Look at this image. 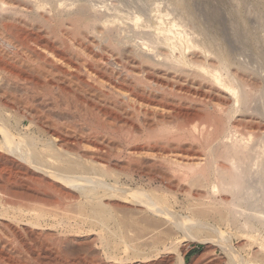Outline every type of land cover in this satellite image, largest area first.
Segmentation results:
<instances>
[{
	"label": "bare ground",
	"instance_id": "6f19581e",
	"mask_svg": "<svg viewBox=\"0 0 264 264\" xmlns=\"http://www.w3.org/2000/svg\"><path fill=\"white\" fill-rule=\"evenodd\" d=\"M10 1L0 0V16L29 26L58 21L65 30L45 47L31 35L25 37L33 45L21 44L19 52L9 55L13 41L6 53L0 47V224L26 223L37 236L50 225L67 235L97 230L106 258L120 246L132 250L127 261L174 252L183 264L178 246L186 242L219 247L226 264H253L230 238L233 230L248 238L264 232V78L232 59L212 33L198 30L199 22L180 23L191 8L183 21L176 7L165 12L168 20L172 12L181 20L165 25L162 18L152 24L146 5L134 15L122 12V4L62 0L56 10L66 16L59 10L50 17L51 0ZM186 85L197 92L180 87ZM181 106L194 113L187 118ZM136 178H147L148 190ZM116 199L165 216L164 223L135 221L131 214L109 233L120 242L104 241ZM145 231L155 233L150 245L136 242ZM130 233L134 237L127 238ZM45 239L42 249L61 257ZM56 260L29 263L71 264Z\"/></svg>",
	"mask_w": 264,
	"mask_h": 264
},
{
	"label": "rangeland",
	"instance_id": "374dc122",
	"mask_svg": "<svg viewBox=\"0 0 264 264\" xmlns=\"http://www.w3.org/2000/svg\"><path fill=\"white\" fill-rule=\"evenodd\" d=\"M11 1H13V2H11ZM11 1H10L11 3H16V0H11ZM61 1L62 0H54V1L51 0L50 1L51 2L50 4L52 6H50V4L48 3L49 6H47V7H51L50 8L51 11L48 13L47 16H50V17L55 16L56 14H54V13L55 12L57 13V11L61 10V9L56 10L58 8V7L56 8V5H58L59 2L62 3ZM92 1L94 2V4L96 3V5L99 6V7H103V6L106 7L108 5L110 7V5L112 6L114 4L115 5L118 4L117 6L120 7V5L122 4L121 5L122 7H120L123 10L122 12L133 13L134 15H135V13L137 14V13L143 11L144 9H146L144 7V5H146L150 9L149 10V16L152 19V24H155L157 22H160V19L161 18H162V20L165 21V23H164V21H162L165 25H167L168 23H170V21H173V19L176 22H180L181 20L179 21V20L176 19L178 17V15H179L178 18L179 19L182 18V21H183L184 18L188 17L187 15L191 11V13H189L190 16L194 15L195 18L193 16H192V18L189 16L190 19L188 17L183 22H180V23L186 22L187 25L192 24L191 25V27H192L195 23L197 24L199 22L198 23V25H199L198 26V30H199V28L201 30L202 29L201 27H203V29H205L203 31H205V34L206 35H208V34L210 35V33H212V35H210V36H213L216 39L218 38L217 40H218V42H221L222 43V44L221 43L220 44H221V46L223 48H224V46H225V48L227 47L226 49L224 48V50H226L227 52L228 51L230 52V53L229 52L228 53H229V55L231 56L232 59H234L235 61H237L240 64H242L243 67L246 66L245 68L257 72L261 76V78H264V70H263V68H264V63H263L264 62V60H263L264 57L263 56L264 55L262 56V54L264 53V51H263L264 50V43H263L264 42V40H263L264 39V27H263L264 26V0H245V1L244 0H237V1L236 0L235 1L234 0H183L184 2L185 1L187 2V6L188 7H186V4H184L182 0H180V2H176L178 0H176V1L174 0L173 1L174 2L173 4H172V1H170V0H139V1L138 0H136V1L135 0H103V1L102 0H92ZM161 1H163V2L161 3ZM181 1H182L183 6H182V4H180ZM18 2L19 1L17 0V3ZM171 5L172 6L173 5H176V6H173V8H171ZM180 5L182 6V9H183V7L185 8V10H182L181 9L182 12L180 11V8L181 7L180 8H177ZM169 6H170V8H169ZM174 7H176V10L178 12L175 11ZM237 7H238V9H237ZM242 7H244V8H242ZM186 8H187L188 11L190 10V8H191V10L189 12H187V13L184 14L183 11L186 12L187 11ZM232 8H233V10H232ZM138 9H139V11H138ZM172 9H174V12L177 13L178 15H176L175 13L173 14V12H172V14L170 16V13H169V15H168L169 20H168L167 18H165V15L167 16L168 12L173 11ZM212 9H216V10H212ZM61 12L64 15V13L66 11L64 10V13H63V11L61 10ZM165 12H166V14H165ZM251 12L252 13L254 12V13L252 14ZM179 13L180 14L182 13L181 15H183V14L184 15L187 14V15L185 17L184 16L182 17ZM236 15L239 16V17L237 18ZM6 16L9 17L8 15H6ZM6 16H4V15H1L0 16L1 17L0 24L1 23H4L2 25H5L6 26L5 27V26H1L0 25V36H1L0 37V47H2V49L4 48L5 53L8 51L9 55L11 53L19 52L18 50H22V49H20V46L19 45H21V44H25L26 45V43H27L26 37L28 38V37H30V35H31L30 38L32 39V41L37 42L36 40H38L39 43L40 44L43 43L44 44V47H45L47 45L54 44V42H51V40H52L51 37H52L53 34L57 38L62 39L61 38L62 37L61 33L64 32V30H65V26L63 27V26H61L59 24H56L58 21H54V23L52 22L53 24H50V26H44L46 24H44L43 22H41L40 24L38 23L37 25L31 24V26H29L28 23H26V21H25L23 23L27 24V26H26L22 22L21 23L16 22L18 24L17 25L16 23H14V22H12L10 20L11 18H7ZM65 16H66V13H65ZM3 17H6L7 22H6V19L5 18L3 19ZM254 17H256V18H254ZM192 19H194L195 23H194V21L192 23ZM241 19H243V22H244V23H242L243 25H241V24L239 25V23H241V21H242ZM2 20L3 21L5 20L6 24H5V22H1ZM154 20L156 22H153ZM196 20H198V21L196 22ZM166 21H167V23H166ZM11 22L13 23L12 25H14V26L11 25ZM245 22L247 23V29H250L251 32L249 31V33H251V34L248 33V30L245 29V27L244 28L241 27V26H246V23ZM7 23H8L9 26L7 25ZM15 24H16V26H15ZM196 24H195V26H197ZM10 25L13 28L10 27ZM42 25L44 27H42ZM57 25H59V26H57ZM28 26L30 27V29H29ZM34 26H38V27H34ZM60 26H61V28H60ZM14 28H15V30H14ZM19 28H20V30H19ZM48 28L50 29V32L48 31L49 30ZM195 28H197V27H195ZM42 29H43V31H42ZM44 29H45V31H44ZM242 29H243V31H242ZM51 30H52V32H51ZM246 30H247L248 36H247L246 33H244V32H246ZM15 31L17 33H15ZM58 31H59V33H60L61 36L59 35ZM206 31H207V33H206ZM48 33H49V35H51L50 38H49V35H47ZM50 33H52V34H50ZM14 34L15 35L17 34L16 35L17 38H16V36ZM26 34H28V35H26ZM56 34H58V35H56ZM213 34H215V35H213ZM19 35H21V36H19ZM38 35H39V37H38ZM255 35H256L257 38H255ZM4 36H5V38H4ZM78 36H80V35L75 36V39H77L76 41L79 40L78 41L79 43L84 44L86 46H91V44L89 42H87L88 40L84 39L82 36L81 37H78ZM23 38H25V39H23ZM258 38L260 40H258ZM9 39H11V40H9ZM246 39H247V41H246ZM255 40L257 41V43L254 42ZM9 41L10 42L13 41L12 43H9L10 46H12V45L15 44L14 45L15 46L14 48H17L18 46H19V48H17L16 51H12V50H15L13 48V46H12V47H9L8 48L10 50H7L6 49L8 47L7 46V42H9ZM18 41H19V43H18ZM24 41H25V43H24ZM62 41L67 42L64 39ZM28 43H31L30 45H33L32 42H28ZM68 43L70 44L69 41L67 43H65V44L69 45ZM253 43H254V45H253ZM16 44H17V46H16ZM256 44H257V46H256ZM21 46H23V45H21ZM242 52H244V53H242ZM258 52L259 53L260 52L261 53L263 52V53L262 54L260 53L261 54L260 55ZM8 53H7V55H8ZM258 55H260V57L262 56L263 58L262 59L259 58ZM245 57L248 58V59H246ZM260 64L263 66L262 68H261V65ZM112 67H114V65ZM154 77H155V75H154ZM159 77L161 78V76H158V78L156 76L157 80L164 81L163 78L160 79ZM170 82H171V80H170ZM170 82H169V84H174V82L173 83H170ZM189 86L186 85V86H180V87H183V88L186 87L185 89H189L191 87V86L190 87ZM193 89H195V88L194 87H191L190 88L191 91H193ZM194 92H197V89H195ZM175 107L177 108L179 106L177 105ZM175 107H173V108H175ZM181 107H182L181 110H184L183 113L186 114L185 116L187 118H188L189 115H191V114L194 113V110H192V108H189L188 109V107H185V106H181ZM164 114H169V112L168 113L165 112ZM170 114H172V113H170ZM187 114H188V116H187ZM186 117H184V118L186 119ZM122 119H123V117H122ZM122 141H123V139H122ZM123 144L124 143L122 142V145ZM145 179L139 180V179L136 178V181L142 182L141 184L143 186H145L147 184L146 183L147 182V178H145ZM125 182H126V180L124 179V177H122V184L125 183ZM144 182H145V184H144ZM155 183L156 184H154V187L155 186H158V184H159L158 180L157 181L155 180ZM145 187H146V190H148L147 189V186H145ZM120 201L118 199L111 201L112 202L111 203L112 204L111 208L113 207V205L116 204L111 210H112V213H113V211H115V212L117 211L116 213H113L112 214L113 217H114L113 222H117V223L112 224L113 222L111 221L109 223V225L110 224L111 225L110 226L108 225V230L109 231H106L105 234L107 232L109 234L111 231H114L117 228V226H118V223H119L118 221H120V223L122 225V219L125 218L126 216L131 215V214L133 216L131 215L128 218L132 217V219L134 218L135 221L138 220V219H147V220L150 219V220L154 221L153 219H155V221H158L159 220V221H162L164 223L165 216H163V217L156 216V214L154 215V213H151L149 211L148 212H145L144 209L141 206H138V205L135 206V204L134 205L133 204L130 205V204H127L126 202H123V201L120 202ZM113 202H115V204H113ZM135 208H136V210H135ZM175 209L177 211H179V208L178 207H175ZM1 225H2V227H1ZM165 226H168V225L165 224ZM165 226H163L162 228H164ZM47 229H48L49 232L50 231L51 232H54L53 233L54 235H50L51 238H50V236H47V235H49V234L46 233V232H48V231H46ZM44 231H45L46 234L44 233ZM42 232L43 233H41V234H39L37 236V235H35L31 231V227L29 228V226H27L26 223H22V224L19 225V224L12 223V222L7 221V220L3 221V223L0 224V264H6V263L7 264H10V263L11 264H27V263L31 262L32 260L33 261H36V260L37 261H40L41 260V261H44L45 262L47 260H52L53 261V260H56V259L58 261H62V263H63V258H66L68 260V262L71 263V264H115V263L116 264H177V261H176L177 260L176 259V253H174V252H171L170 254H165V253L162 254L161 253L160 255H156L157 257L154 255L155 257L153 256L152 257L153 259L151 258V260H147V261L145 260V262H144V260L140 261V259H133V260H128L127 261L126 260L127 258H129V257L131 258L132 257V255H131L132 254V250L131 249H130L131 251L125 250L123 247H120V246H119V249L117 251L115 250L112 253V254H115V257L114 256H112L111 258L108 257L110 259V260H108V258H106L108 255H106V253H104V252H106L104 250V247H103V243L104 242H101L102 240L100 241L99 236H98L99 231L97 232V230L92 231V233L91 232L90 233H86V234L85 233H82L81 235L80 234L73 235L72 233H69L71 235H69V234L67 235V233H65V231L62 228L61 229L60 228H53L52 229V227L50 225V227L44 228L42 230ZM55 232H56V234H55ZM62 232H63V234L65 233L64 236H63ZM58 233H60V234H58ZM146 233H148V231L147 232L145 231L143 233L144 236L141 237L142 239H139V240L136 241L138 244L141 245V243L142 244H145L146 243L147 245H150V243L154 241L153 240V237H154L155 233H153V234L152 233L151 234L148 233L147 235H146ZM231 233H232V235H231V238H230V242H231L230 245L232 247H234L235 249H237L238 252L241 254L242 257H244L245 259H248L249 258V259H251V261L253 260V262H254L253 264H264V258L262 259V257H264V251L262 250L263 247H264V232L262 233V231H260L259 233H256V235H254L256 238L254 236H252V238H251V236H249V238H248V236L247 237L246 236L245 237L244 236H241L235 230H233ZM132 234L133 233L128 234V237L127 238L134 237V234L133 235ZM140 234H141V232H140ZM106 235H105L104 241L107 239V241H109V242H120V240H118L116 238H113V236L111 234H109V236H106ZM150 235H151V237H150ZM86 236H89V237H87L88 239L86 238ZM92 236H94V237H92ZM44 237L45 238L48 237L50 240L48 238L45 239ZM96 237H98L99 240L98 239H94ZM148 237L152 238L153 241H151V239L148 238ZM91 238H92V240H94V243L93 244L90 243V245H89V242H86V241H88L90 239V241L92 242ZM44 239L46 240V243L48 245L50 244L51 247H53V248H57L58 247V248H60L59 249L60 251L62 250L61 251L62 252L61 253V257H58L57 258V256L56 257L55 256H52L50 253L48 254V250L42 249V246L41 245H42L43 242H45ZM47 240H48L49 243L47 242ZM145 240H147V241H145ZM246 240H247V242H246ZM99 241H100V243H99ZM126 241H128V240L126 239ZM136 242H134V243L136 245H138ZM80 243H82V244H80ZM101 244H102V246H101ZM127 244H129V241L127 242ZM130 244H132V243L130 242ZM189 245L190 246H197V248H198L197 249V252L198 253L193 258H190V257H187V256L184 258V255H185L186 250H187V248H188ZM261 246H262V248H261ZM101 247H103V248H101ZM178 247H179L178 250L180 251V253L182 254L183 259H184V263L183 264H226V261H227V257L225 256L224 252L219 247H217V246H213V245L204 246V245H201V244L186 243V242L185 243L183 242V244H182V242H181V244ZM256 247H258L259 250ZM38 248L41 251L44 250L43 251V255H45L49 259H47L46 257L43 258V255L36 254L37 253L36 249H38ZM120 249L122 250V252H121ZM143 249L144 250H147L148 248L147 247H145V248L143 247ZM45 251H47V252H45ZM126 251H127V253H126ZM19 252L21 253V255L18 254ZM36 255H39L38 256L39 258L38 257H35ZM126 255H128V256H126ZM251 255H253V256H251ZM29 256H31V257H29ZM62 256H63V258H62ZM54 257H55V259H54ZM26 258H28V259L30 258V260L31 259L32 260L27 262V259ZM80 258H83V259H80ZM92 261H94V262H92ZM95 261H97V262H95ZM31 263H29V264H31Z\"/></svg>",
	"mask_w": 264,
	"mask_h": 264
},
{
	"label": "crops",
	"instance_id": "0c3cea01",
	"mask_svg": "<svg viewBox=\"0 0 264 264\" xmlns=\"http://www.w3.org/2000/svg\"><path fill=\"white\" fill-rule=\"evenodd\" d=\"M197 246H188L187 250H186V253L184 255V258L187 256V257H190V258H193L194 256L197 255Z\"/></svg>",
	"mask_w": 264,
	"mask_h": 264
}]
</instances>
